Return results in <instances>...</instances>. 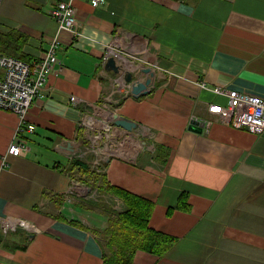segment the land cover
Returning a JSON list of instances; mask_svg holds the SVG:
<instances>
[{"label":"crops","instance_id":"obj_1","mask_svg":"<svg viewBox=\"0 0 264 264\" xmlns=\"http://www.w3.org/2000/svg\"><path fill=\"white\" fill-rule=\"evenodd\" d=\"M59 2L76 8L81 36L61 31L59 63L25 125L0 109V215L31 226L0 225V264H103L102 238L84 218L101 209L75 159L97 160L112 185L153 201L151 227L177 238L164 256L138 251L133 264H264V137L217 112L228 91L264 99V0H3L0 32L25 35L23 53L42 58L60 32L50 15ZM116 36L137 44L127 70L152 69L149 94L113 93L117 74L102 57ZM107 106L138 126L115 125L98 156L84 121L107 130ZM15 137L27 141L23 156L8 153ZM182 193L186 211L176 209Z\"/></svg>","mask_w":264,"mask_h":264},{"label":"built area","instance_id":"obj_2","mask_svg":"<svg viewBox=\"0 0 264 264\" xmlns=\"http://www.w3.org/2000/svg\"><path fill=\"white\" fill-rule=\"evenodd\" d=\"M90 1L94 7H98L103 3V0ZM1 2L2 0H0V4ZM50 15L57 21L60 32L58 33L59 35L50 40L49 48L42 58L27 62L0 52V109L16 113L20 118L21 125L26 124L29 109L37 96L43 91L49 76L59 63L57 49L61 31H71L77 37L82 34L75 16V9L70 3L59 2L54 4ZM126 43L129 44L130 49L125 46ZM136 45L134 38L129 39L124 36L114 37L110 45L107 46L105 55L102 57L103 63L106 64L110 58H114L119 65L125 67L127 61L135 57L131 54V48ZM138 70L140 71V68ZM138 70L136 71L137 77L139 76ZM138 80L142 79L138 77ZM114 85L116 90L113 93H118L123 97L132 94L131 83L125 80L124 73L117 74L114 78ZM215 90L224 93L221 89ZM112 96L110 94L107 96V99H112ZM227 96L229 98L228 105L226 107H218L219 110L217 111L222 115V119L235 128L246 129L264 137V99L257 95L239 91H228ZM71 101L77 103L81 100L76 96H72ZM107 112H109L108 106ZM92 119L94 122L95 118L92 117ZM84 124L87 129L93 132L90 139L91 152L97 153L98 156L102 155V151L106 148L105 145L109 142V136L112 135V129L115 125L111 123L109 124V129L102 130L95 129L94 124L87 122V120L84 121ZM35 128L34 125L27 126L29 131H34ZM28 150L27 141L24 138L15 137V140L9 147L8 153L14 156H23ZM5 160L4 158V162ZM98 165L99 162L96 160L92 168L102 171L99 168L100 165ZM86 190L91 191L92 198L98 201L100 196L97 194V190L89 187ZM103 201H107V196L104 197ZM0 225L4 232L18 228L19 226L31 230V227L26 225L24 220L13 218L0 217Z\"/></svg>","mask_w":264,"mask_h":264},{"label":"trees","instance_id":"obj_3","mask_svg":"<svg viewBox=\"0 0 264 264\" xmlns=\"http://www.w3.org/2000/svg\"><path fill=\"white\" fill-rule=\"evenodd\" d=\"M26 43V36L18 31L0 32V52L3 54L29 61L23 53ZM71 168L80 175L77 179L87 187L108 197L114 196L123 203L122 210L117 211L107 206L105 202H88L109 212L112 217L106 228L100 230L101 234L103 233L101 239L104 250L103 264H133L138 251L162 257L175 245L176 237L151 227L150 220L155 209L153 201L112 185L105 172L92 168L80 159L73 160ZM62 202L64 203L63 200ZM176 209L184 211L190 209L187 193L180 195Z\"/></svg>","mask_w":264,"mask_h":264},{"label":"water","instance_id":"obj_4","mask_svg":"<svg viewBox=\"0 0 264 264\" xmlns=\"http://www.w3.org/2000/svg\"><path fill=\"white\" fill-rule=\"evenodd\" d=\"M105 69L108 72H114L115 74L124 73V78L128 83H131V92L132 95L135 97H140L143 95H147L150 93L149 86L153 83L154 73L150 67H146L142 69V72L147 74L148 77L145 80H134V74L130 71H126L122 65H119L114 58H110V60L105 64ZM113 122L117 127L123 128L128 132H133L138 123L130 120L126 117L115 115L110 122ZM204 124L194 121L191 125V130L197 133H203Z\"/></svg>","mask_w":264,"mask_h":264},{"label":"rangeland","instance_id":"obj_5","mask_svg":"<svg viewBox=\"0 0 264 264\" xmlns=\"http://www.w3.org/2000/svg\"><path fill=\"white\" fill-rule=\"evenodd\" d=\"M90 135H92V132L87 134V136H89V137H90ZM87 136L85 135L86 141H88ZM110 198H108L109 202L104 201L107 204V206H109L112 209L117 210V211L118 210L119 211L122 210L123 203L122 202L119 203L118 201L115 202L114 201L115 199H117V200H119V199L114 197V196H112ZM90 211H92V210H90ZM100 211L101 212L96 210L95 212H93V216H89V215H92V214H89L90 212L88 211L87 213H85V217L84 218H85V220H87V222H88L87 224L93 226L95 229H97L99 231L98 232L99 237L102 238L103 233L101 234L100 230H104L106 228L107 224L109 223V219H111L112 217H111V214L109 212H106L105 210H102V209Z\"/></svg>","mask_w":264,"mask_h":264},{"label":"bare ground","instance_id":"obj_6","mask_svg":"<svg viewBox=\"0 0 264 264\" xmlns=\"http://www.w3.org/2000/svg\"><path fill=\"white\" fill-rule=\"evenodd\" d=\"M3 1V0H2ZM2 3V2H1ZM65 3H69V2H65ZM71 4V3H70ZM72 5V4H71ZM0 6H1V4H0ZM73 6V5H72ZM74 7V6H73ZM74 9H75V16H76V19H77V10H76V8L74 7ZM77 21H78V19H77ZM110 45V44H109ZM107 49V48H106ZM105 53H106V51H105ZM105 55V54H104ZM27 62H29V61H27ZM123 66V65H122ZM125 67H127V65L125 66ZM124 67V68H125ZM146 67H142V68H140V70L142 71V69H145ZM125 70L126 71H130V70H127L126 68H125ZM139 71V70H138ZM130 72H132V71H130ZM134 75L136 74V72H132ZM143 73V72H142ZM145 74V73H144ZM147 75V74H146ZM135 78H136V75L134 76V80H135ZM136 81V80H135ZM143 81V80H142ZM116 89H114L113 90V92L115 91ZM115 94H118V93H115ZM72 97V96H71ZM30 110V109H29ZM28 113H29V111H28ZM28 113H27V115H28ZM115 115H117L114 111H109V112H107V120H106V123H107V125H109V124H111L112 123V121L110 122V120L115 116ZM92 117H90V119L88 118L87 120H88V122H90V123H93V119H91ZM114 124V123H113ZM115 125V124H114ZM109 127H110V125H109ZM107 129H109V128H107ZM113 134L111 135V136H109V142H111L113 139ZM108 142V143H109ZM97 194L100 196L99 197V199H98V201L100 202V201H103V199H104V197H106L107 195H105V194H101L100 192H98L97 191ZM108 198H110V197H108L107 196V200H109ZM89 201H92V202H96L93 198H90L89 199ZM0 217H3V216H1L0 215ZM26 223V222H25ZM26 225H28V226H30L28 223H26ZM31 227V226H30ZM11 230H17V228H14V229H11ZM10 231V230H9ZM9 231H7V232H5V233H8Z\"/></svg>","mask_w":264,"mask_h":264}]
</instances>
